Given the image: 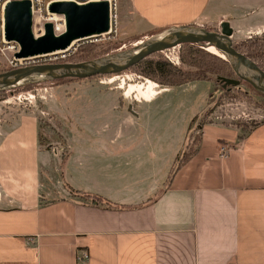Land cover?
Masks as SVG:
<instances>
[{"label": "crops", "instance_id": "0c3cea01", "mask_svg": "<svg viewBox=\"0 0 264 264\" xmlns=\"http://www.w3.org/2000/svg\"><path fill=\"white\" fill-rule=\"evenodd\" d=\"M119 6L122 23L143 34L224 21L233 36L264 31V0H118ZM6 116L0 115V264H264V121L244 133L206 122L187 160L169 163L190 137L170 158L150 149L148 167L121 186L122 155L133 152L136 165L144 154L146 142L134 128L123 132L139 119L101 137L115 151H88L75 145L88 139L66 137L67 152L52 160L35 114ZM222 143L230 146L225 155ZM99 160L102 168L94 166ZM84 250L88 258L78 261Z\"/></svg>", "mask_w": 264, "mask_h": 264}, {"label": "rangeland", "instance_id": "374dc122", "mask_svg": "<svg viewBox=\"0 0 264 264\" xmlns=\"http://www.w3.org/2000/svg\"><path fill=\"white\" fill-rule=\"evenodd\" d=\"M118 14L117 31L109 36L86 38L87 43L106 42L92 48V55L102 53L110 46L118 47L108 51L109 53L106 52L108 57L123 55L158 34L145 33L139 39L142 41L136 43L135 38L142 31L132 25L128 26L125 22L122 23L123 14L120 6ZM208 26L214 27V30L221 28L220 25ZM242 34L240 32L233 36L234 43L256 33ZM78 45L79 41L74 42V47L64 55L60 53L40 57L39 63L68 61L75 57L73 54L77 51ZM207 46L206 44L205 49ZM181 50V46L178 45L159 52L171 61L178 56L179 63L172 61L176 65L196 69L197 66L182 62ZM0 69H9V65L3 60ZM208 73L216 77L213 73ZM32 79L34 82L30 83L29 87L19 90L12 88L4 92L3 97H0V115L7 113L6 117H12L20 111L35 114L39 120L41 144L49 151L52 160L53 155L62 158L67 152L66 137L76 139L79 136L88 139L86 143L77 140L75 145L86 147L88 151L105 154L113 149V144L101 137L122 132L121 129L118 131L120 122L139 119L136 127L126 125L123 132L128 134L134 128L133 132L138 136V140L141 138L145 140L146 145L139 151L143 152L145 157L141 153L134 165L133 152L122 155L123 162L119 166L120 170H124L120 176L121 186L123 183L128 185L130 182H136L130 176L136 177L137 170L148 167L147 153L150 149L162 155L167 153L170 158L171 150L179 152L181 148H186L192 134V140L189 142L191 146L186 148L187 151L191 150L197 144L193 142L194 137L201 135L202 125L206 122L235 125L244 133L264 121V104L257 102L259 100L263 103L264 97L245 79L237 86L230 85L229 93L214 78L191 81L183 85H161L157 84V81L146 82V76L130 68L119 73L69 78L60 82L43 78ZM28 93H32L33 96H29ZM122 97H125L124 101ZM101 140L103 142H100ZM119 152L122 153L124 150L121 149ZM180 153L175 160L169 159V163L178 164L184 152ZM103 163V160H99L94 166L102 168ZM129 170L131 175L128 174ZM60 178L63 180V175ZM136 187L137 185L133 183L132 188Z\"/></svg>", "mask_w": 264, "mask_h": 264}, {"label": "water", "instance_id": "95a60500", "mask_svg": "<svg viewBox=\"0 0 264 264\" xmlns=\"http://www.w3.org/2000/svg\"><path fill=\"white\" fill-rule=\"evenodd\" d=\"M48 10L63 15L65 26L56 33L51 21L43 24L44 31L34 35L30 0H7L3 7L4 36L16 40L20 49L15 56H31L66 49L81 39L99 36L109 29L108 0L89 1L78 4L73 1H53ZM234 30L228 21L218 30L202 25L190 24L169 27L156 34L150 41L128 53L115 57L105 55L79 62H46L18 66L0 71V88L12 86L28 78L52 79L63 76L89 77L97 74L119 73L129 69L148 55L172 48L184 42L214 45L233 64L241 78L249 80L256 89L264 93V70L245 53L234 46ZM240 69L245 70L243 74ZM224 87L237 86L240 78L219 77Z\"/></svg>", "mask_w": 264, "mask_h": 264}, {"label": "trees", "instance_id": "16d2710c", "mask_svg": "<svg viewBox=\"0 0 264 264\" xmlns=\"http://www.w3.org/2000/svg\"><path fill=\"white\" fill-rule=\"evenodd\" d=\"M207 29L214 30V27L206 26ZM167 29V27H159L153 31V33H160ZM143 33L136 36L135 41L136 43H140L142 40L141 36ZM96 37V36H95ZM93 38V37H90ZM88 40V39H87ZM86 39L79 40V45L77 47V51L73 55L74 58L69 59L67 62H79L85 60L96 59L105 55H108V51H111L118 46H110L106 49V51L97 54H91L92 48L97 45L106 44V42L100 43H91L86 42ZM138 40V41H137ZM85 42V43H84ZM82 43V44H81ZM206 42L201 43H191V42H184L181 43L180 46L182 48L180 53V58L183 63H188L194 66H197L196 69H187L182 66L176 65L171 60L167 59L163 56L159 51L154 52L147 57L143 58L138 63L134 64L130 67V69H134L138 73L147 77L146 82L152 81L157 84L161 85H183L189 83L191 81L196 80H213V78L222 84L224 90L228 93L231 91V86L224 87L220 76L226 77H234L240 78L241 81L244 78H241L238 71L235 69L233 64L229 61L227 57H225L222 53V56L214 53L207 48L205 49ZM208 45V44H207ZM209 46V45H208ZM234 46L240 51L245 53L251 59H253L263 70H264V31L258 32L255 35H250L249 37L241 40L240 42L234 43ZM108 52V53H106ZM105 53V54H103ZM102 54V55H101ZM63 61V60H62ZM11 68V67H9ZM6 70V69H0ZM208 72L213 73L216 77L211 76ZM101 75V74H97ZM236 76V77H235ZM77 79L80 77L76 76H63L58 78H52L49 80H55L56 82H60L65 79ZM155 80H151V79ZM34 79L28 78L20 83L12 86H5L0 88V97H3L4 92L7 89H24V87H29L30 83L34 82ZM249 83V80L245 79ZM157 81V82H156ZM252 84V83H251ZM253 85V84H252ZM254 86V85H253ZM258 93L264 97V93L258 90ZM257 102L262 103L261 101L257 100ZM195 119V118H194ZM193 135L190 136V141L192 140ZM201 135H197L194 137L195 144L199 142ZM197 144L189 151L185 150L183 156L180 158V163L187 160L196 150L198 149ZM191 144L189 145V147ZM86 196H91L94 198H101L100 195H91L88 192L84 193Z\"/></svg>", "mask_w": 264, "mask_h": 264}, {"label": "built area", "instance_id": "2783aa9c", "mask_svg": "<svg viewBox=\"0 0 264 264\" xmlns=\"http://www.w3.org/2000/svg\"><path fill=\"white\" fill-rule=\"evenodd\" d=\"M7 0H3L0 6V55H2L5 63L9 65V67L14 68L18 66H24L28 64L39 63V58L48 55L54 54H62L64 55L66 52L73 48L74 43L71 44L66 49L57 50L49 53L35 54L31 56H15V53L19 51L20 45L16 40H8L4 36V19H3V6L5 5ZM53 1H73L78 4L86 3L89 1H97V0H30L31 3V12H32V31L34 35H40L44 31L43 24L46 21H51L53 23V28L56 33L61 32L65 26L64 16L61 14H56L48 10V6ZM109 3V29L106 32H103L99 36L103 35H111L113 32L117 31L118 25V0H108ZM35 21L37 23L35 24ZM94 37V36H92ZM90 38V37H88ZM172 61L175 63H179V57L172 58ZM29 96H33L32 93H28ZM220 150L222 155L227 154L230 150V146L226 143H222L220 146ZM88 258L87 251H80L77 255L78 261H85Z\"/></svg>", "mask_w": 264, "mask_h": 264}, {"label": "bare ground", "instance_id": "6f19581e", "mask_svg": "<svg viewBox=\"0 0 264 264\" xmlns=\"http://www.w3.org/2000/svg\"><path fill=\"white\" fill-rule=\"evenodd\" d=\"M208 48V50H210V51H212V52H215V53H217V54H221L222 52L221 51H219V49L217 48V47H215L214 45H209V46H207ZM217 49V50H216ZM221 52V53H220ZM223 54V53H222ZM224 55V54H223ZM222 56V55H221ZM225 56V55H224ZM240 71L243 73V74H245V70L244 69H240Z\"/></svg>", "mask_w": 264, "mask_h": 264}]
</instances>
